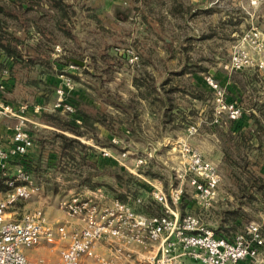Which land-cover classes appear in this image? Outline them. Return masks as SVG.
Wrapping results in <instances>:
<instances>
[{
    "label": "rangeland",
    "instance_id": "obj_1",
    "mask_svg": "<svg viewBox=\"0 0 264 264\" xmlns=\"http://www.w3.org/2000/svg\"><path fill=\"white\" fill-rule=\"evenodd\" d=\"M0 1L2 3H8V0ZM166 1L167 2L165 4L164 0H132L131 7L130 4H128L113 11V7L111 6L113 0H65V3L69 7L68 10L71 14V21L68 22L67 27L71 32V37H67L64 32L57 30L55 31V34L51 35L52 43H56L58 46H60V52H63L65 50L64 46L68 45L69 48H72V53H79V57H87L92 62L93 59H100L102 60L101 62L105 61V59L101 57L102 54H106V59L110 60V58L113 59V57L119 56L121 52L132 48L136 51L134 52L138 56V59L135 62H140L141 57H145L146 60H149L150 56L160 55L159 53H153L151 46H154L159 40L163 41V36H168V34L175 36V33L173 32H175V30L178 31V26H181L182 24V18L174 17L170 13L169 6L171 0ZM188 1L190 2V5H193L194 7H196V5H201L202 3L200 0ZM257 1V4H253L252 0H217L214 4H216L215 6H217L219 10H222L220 13H228V10L234 13L241 12L238 9L239 7L243 10L242 12L244 15L242 14L243 17H241L239 21L240 25L243 24L242 30L240 29L241 31L235 35L236 37L234 40H211L208 42H203L201 50H192V53L195 55L202 54L209 56H212L214 53L220 55H223L224 53V57L226 58L222 61L223 63L220 66L224 73H228L237 77L238 79H242L244 75H247L245 72L252 71L253 73L258 74V77H261L262 79L264 76V67H259L257 63L261 60H264V51L259 52L254 48H249L251 56L254 60L253 64L245 67L242 70H234L231 68L232 54L235 48L240 44L242 36L247 31L255 28L260 32V37L264 42V0ZM244 2V7H241V4ZM44 3L45 5H42L41 7L39 5L35 6V8H39L42 11H38L39 9L28 10L26 12L30 13L26 16L36 18L37 15L34 12H57L55 9L51 8L50 3ZM102 3L107 4L108 11L106 10V12L99 13L100 15H92V17H90L92 12H98V7L96 6H101ZM93 6L95 7L94 9ZM111 7L112 10H110ZM151 7L154 8L153 11L151 10ZM12 9L16 12L15 7H12ZM156 10H158V12ZM160 10H162V12ZM224 19L226 20L227 17ZM97 20L100 21L97 22ZM9 21L11 25L20 26L22 24L19 19H10ZM103 24L106 27H104V29L101 28V25ZM219 32L222 33L224 31L219 30ZM159 34H161V36ZM155 46H157V44ZM113 52L116 54L111 55L113 57H109L110 54H114ZM99 65L101 67V64ZM214 66L218 65L215 64ZM95 69L100 71V69H98L96 66ZM205 69V76L207 77L211 75L208 71V67ZM66 70L67 69H65V71ZM68 71V73H71L70 70ZM26 72L27 70L25 67L23 68L20 65H16L14 67L16 83L13 93L11 96L9 95V98L11 102H14L12 103L14 105H16L15 103H18L19 101L28 100L29 103L34 102V95L36 93L42 92L46 94V92H52V86L50 89L47 87V89L50 91L49 92L48 90H45L46 87H44V84H41L40 87H37V85L33 83L30 84L29 78H35L37 75L32 74L30 76H25ZM102 74H105V72H102ZM105 76L108 75L105 74ZM111 77L113 76L111 75ZM116 77L113 80L107 81L96 78L89 79L87 76L85 77L86 80L83 81L80 79V76L74 77L73 79L75 88L72 90V92L74 90L79 91L80 88L85 86L100 89V91L103 93H107L110 90H113L112 92H116L115 90L120 88L122 92L128 94L130 90V81L127 80L125 76L118 78ZM61 83L62 80L59 75V86ZM222 87L227 91L224 86ZM71 93L68 96H70ZM19 94L24 95L27 100H23V98L19 97ZM53 94L54 98H56L57 93L54 92ZM211 103L213 104V111H215L216 106L214 94ZM121 104L124 108L123 110H125L124 105L126 104V99H121ZM141 104H135L136 108L138 106L139 108L141 107L140 112L143 110V105L141 106ZM86 107L90 109V106L86 105ZM141 114L142 116L140 119H137L143 123L145 117L143 116V112ZM208 118L207 122L209 124L206 125L207 127L201 128L198 131L200 132L199 135L194 134L195 137L193 140H191V138L194 135H190L189 139L186 135H184L179 138L177 137L175 141L185 139L206 159L212 161L218 166L222 179L219 186V196L217 202H215L212 206H206L204 203H202L203 200H200L199 197L196 196L195 189L190 183L189 176L185 173V165L183 163L181 151H179L178 147L174 148V144H163V139L160 141L158 140V142H151L150 144L148 143L144 145L139 144L138 147L136 146L137 150H140L138 151L140 154L144 153L146 150H149L153 153V157L148 161L147 165L144 167V170H151L152 172H155L156 176L151 174L149 175L156 178L158 183L157 186L161 187L166 193H169L172 186L175 187L181 184L184 188L186 200L184 206H182L183 204L180 205L181 211L184 212V214H194L199 216L204 224L213 228L214 230L216 228L215 225H217L215 219L219 215L222 216L220 213L222 210L228 208L235 211L239 210V212H243L244 214L246 213L248 218L251 217L244 224H248L251 221H256L264 226V209H257L252 205L247 204L245 201L243 203L242 201L245 199L238 197V194L240 193L239 190L242 185L241 183L245 184V182L249 181V175L247 171L255 174H264V146L261 148L260 145L263 142L260 138L256 136L254 137L255 134L252 135L253 130H251V132L247 134L253 136L254 139H252V142H250L249 145L240 146L235 144V140H230L228 137L230 133L228 129L230 122L226 115L219 118V120L215 122L216 117L214 113L211 112L212 120L211 118ZM14 124L15 123L12 124V127ZM145 126H147V123ZM116 150L118 151L116 153V157H118L123 152V147L118 146ZM225 152L227 153L226 156ZM244 164H246V169L244 168ZM10 166L11 168H9L5 175H3V177L6 179V185L4 182L3 187L1 188L3 193H7L10 189L7 185V181L12 179L15 180L19 173V169L24 170L23 166L19 164L18 160L10 162ZM57 180L61 182V187L57 194L37 191L30 199L20 200L15 205L11 206V216L14 218L20 217L24 212L42 209L55 228L64 225L66 226L67 230H69L68 232H72V230L75 228L80 227L82 223L81 219L78 217H72L62 207L61 204L64 200L70 199L73 196H83L86 198V193L82 189L70 187L71 183L67 180V178L64 179L63 176L59 175ZM32 181L34 185H37L35 183V179H32ZM17 183H21V181L17 180ZM182 203L184 202L182 201ZM68 244L69 239H60L58 237L55 243H50L46 240H43L41 244L31 249L26 248L25 252L28 254V256L45 257L50 259V263H56L61 257V252L68 246ZM133 246L143 248L144 250L142 253L145 252V249L147 251L149 250V248H144L141 245ZM119 247L120 245L116 244L114 238H102L97 243L95 249L97 257L85 256L82 258V264H102L98 257L108 258L113 264H122L119 261V258L123 255L126 256L128 252L132 254L131 261L137 262L140 260L139 257L137 258L135 256L136 252L133 250L134 247L124 246L121 252L118 251ZM55 255H58L59 258L58 260L56 259L53 261ZM185 258L188 259L187 257ZM45 261L48 262L47 260Z\"/></svg>",
    "mask_w": 264,
    "mask_h": 264
},
{
    "label": "built area",
    "instance_id": "obj_2",
    "mask_svg": "<svg viewBox=\"0 0 264 264\" xmlns=\"http://www.w3.org/2000/svg\"><path fill=\"white\" fill-rule=\"evenodd\" d=\"M257 4V0H252ZM249 48L262 52L264 42L260 32L255 28L247 31L235 48L231 58V68L242 70L253 64ZM58 52L60 46L56 47ZM131 54V62L138 59L133 49L126 50ZM264 67V60L257 63ZM73 66V65H72ZM75 65L73 66V68ZM66 70L60 74L62 83L57 88L55 110L75 115L76 109L68 101V95L74 87V79ZM9 77V68L3 72L2 78ZM207 82L214 90L215 122L224 115L232 120L242 117L243 110L236 102L227 99L226 90L212 76L206 77ZM3 87V86H2ZM39 112L40 105L21 104L16 106L5 99H0V117L16 118L12 127V143L9 147H0V177L10 168L12 158L26 154L34 146L35 139L28 129L30 110ZM76 121L80 123L79 119ZM198 132L196 125L188 129L189 135ZM83 139V138H82ZM84 140V139H83ZM115 145L123 147V152L117 157L119 162L128 167L127 160L131 150L123 140L113 139ZM174 148L182 153L185 173L195 189L196 196L203 200L206 206H212L218 200L221 173L216 164L206 159L185 139L174 143ZM98 148L105 156L114 157L116 154L108 148ZM153 157L147 150L136 157L132 171L140 174ZM17 178L8 180L9 191L3 193L0 189V264H82L83 257H97L95 249L102 238H114L120 245L121 252L124 246L141 245L149 248L153 242H158V249L154 256L144 255L137 262L131 261L129 252L125 264H179L187 257L200 264H264V232L263 226L256 221L250 222L246 228L237 233L232 241L219 236L216 231L204 224L201 218L194 214H183L180 205L183 200L184 188L177 185L166 193L161 187H154L150 195L163 204L165 213L149 215L138 212L129 203L119 199H108L102 189L94 190L92 194L73 196L62 202V207L72 216L81 219V226L68 232L66 226L55 228L42 209L24 212L20 217H12L10 208L20 200H28L40 190L34 185L31 175L19 169ZM20 180L21 183H17ZM141 196L137 202H142ZM69 239L68 246L61 252L56 263H46L43 260L32 259L25 252L43 240L55 243L57 238ZM102 264H113L105 257H98Z\"/></svg>",
    "mask_w": 264,
    "mask_h": 264
},
{
    "label": "crops",
    "instance_id": "obj_3",
    "mask_svg": "<svg viewBox=\"0 0 264 264\" xmlns=\"http://www.w3.org/2000/svg\"><path fill=\"white\" fill-rule=\"evenodd\" d=\"M200 1L202 2L201 5H196V7H194L193 5H190L188 0H171L169 6L170 13L174 17L182 18V24L181 26H178V31L175 30V32H173L175 33V36L171 34H168V36H163V41L159 40L156 43L157 46H155L156 44L151 46L153 53H159V56H150L149 60H146L145 57H141L140 62H131V54L126 51L121 52L119 56L116 57L111 56L116 54L113 52L114 54H110L109 56L113 57V59L110 58V60L106 59V54H102L103 56L101 55V57L105 59L103 62H101L102 60L100 59H93L92 62L87 57L81 58L79 57V53H72V48H69L68 45L64 46L65 50L63 52H58L56 50L58 44L46 40L45 36L33 22H30L27 26L19 27L16 32L17 36L22 41L20 43V48L25 54L24 56L27 58H32L36 61L35 67L31 69V72L29 71L31 74H36V78L42 80H59V74L57 75V73L46 72L42 67L45 64L46 59H48L53 69L58 70L62 67H66L67 70H70L71 73H73L72 75L80 76V79L83 81L86 80V76L89 79L96 78L103 81L113 80L116 77V74V78L125 76V78L130 81V90L128 94L122 92L120 88L115 90L116 92H112L113 90H110L107 93H103L100 91V89L85 87L83 84V87L74 93L76 94V97L82 99V104L80 105L81 110L86 112H96L102 108L105 112L113 116V128L115 130L119 129L122 131L120 133H115V131H112V128L108 125L97 122V125L101 130L99 136L103 139L105 138L110 140L112 143L113 139H120L123 140L126 145H129V148L131 146L130 157L127 160L128 167H124L129 171L130 174L135 176L140 182L144 184V187L139 189L137 195V197L142 195L141 197L143 200H145L147 196L150 195L151 190L155 186L158 187V183L156 178L151 177L146 173L144 167L140 169V174H135L132 171V166L135 165L136 157L141 155L138 153L140 150H137L136 146L138 147L139 144L144 145L148 143L150 144L151 142H158V140L160 141L161 139H163V144L168 145L171 143L173 145L176 142L175 140L177 137L179 138L186 135L188 139L190 138L188 129L191 125H196L198 127V131L201 128L207 127L206 125L209 124L207 122V112L211 111L214 113L212 107L213 104L210 102L211 100L203 102L200 98H198L197 95L200 88L209 86L205 76V68L208 67L209 73L227 89L226 92H228V97L237 101L241 100V96L244 95L248 98V100L242 101L243 115L241 118H239V122L241 124H243L246 128H256L257 125L251 118V114L254 113L264 126V76L261 79V77H258V74L248 71L245 72L247 75H244L242 79H238L237 77L228 73L226 74L221 70L220 66L223 63L222 61L226 58L224 57V53L223 55L214 53L212 56L202 54L195 55L192 53V50L198 49L200 51L203 42H208L211 40H234L236 37L235 35H237L242 30L243 24L240 25L239 21L240 18L243 17V10L240 7H237L241 12L234 13L228 10L230 13H220L222 10H219L217 6H215L216 4H214L217 0ZM166 2L167 1L164 0L165 4ZM128 4H130L131 7L132 0H113L111 6L113 7V11H115L117 8L124 7ZM244 4L245 2L241 4V7H244ZM175 5H178L176 11L174 10ZM96 7H98L97 9L99 13L106 12V10L108 11L106 3H102L101 6ZM112 7L110 10H112ZM94 8L95 7L93 6V9ZM151 10L153 11L154 8L151 7ZM156 11L158 12V10ZM160 11L162 12V10ZM34 13L37 15L36 18H38V23L40 26L47 25L49 30H53L54 32L56 31L55 17H51L50 21H44L46 17H50V14L54 12ZM44 13L46 15H44ZM41 16H43L42 19H40ZM225 17H227L228 20H225ZM101 26V28L104 29V24ZM219 30L224 32L220 33ZM159 35L161 36V34ZM62 54H72L74 59L82 61L84 65L75 63L73 61L74 59L72 60V64H64L63 58H60ZM120 55H122V57ZM98 63L101 64V67ZM215 64L218 66H214ZM72 65H75V67L73 68ZM95 66L100 69V71H97ZM102 72H105V74L108 76H105V74H102ZM111 75L113 77H111ZM145 75H147V79H149V89L150 87L154 88V91L149 93V98L144 95V87H139V85L135 83L139 77ZM168 89H171L172 91L169 90V92ZM167 96L173 99L172 104H174V108L170 105L171 103H162L159 101H166ZM19 97L25 96L19 94ZM34 97L35 101L32 102L31 105H40L41 110L39 112H34L31 109L28 112V116L30 117L28 129L33 134V136L38 137L37 135L41 134L44 130L62 131L59 126L52 123V121L47 120L44 114L47 113L45 111H48V113L55 111L54 103L56 100L54 96L46 99L42 92H40L36 93ZM121 99H126V106L124 105L125 110H123V106L121 107ZM250 101L253 102V105L250 104ZM136 103H142L141 106L143 105L142 112L143 116L145 117L143 123L138 121V119H140L142 116V112H140L141 107H135ZM86 105L90 106V109H88ZM169 111L177 112L180 115L179 119L174 120L172 123H166L164 120V115ZM61 114L69 117L68 114H64L62 111ZM78 119L81 123L82 120L80 118ZM15 122L16 118H10L6 116L0 117V147L6 148L11 145L13 135L12 124ZM146 123L147 126H145ZM63 132L69 136H76L75 134L66 130ZM196 134L199 135L200 132H197ZM195 135L193 137L191 136V140H193ZM77 137L81 139L82 142L94 146L102 153L103 158L114 160L118 166L122 165L116 156H105L100 148H98L99 144L93 138H87L83 136ZM262 140L264 142V135L262 136ZM99 146L102 148H108L112 151V153L116 154L118 152L116 148L119 145L114 144V146ZM39 148V144L37 145L36 143V145L30 150L29 155L32 158H37V156H39ZM46 157L44 156L45 159ZM58 177L59 175H57V179ZM110 180L114 181L115 187L119 186V183H117L114 178ZM39 187V191L45 192V187L43 185ZM81 189L86 193V195L92 194L94 190L102 189L108 199H117L111 196L109 192L106 191L104 186L97 187L95 189L85 186ZM215 220L217 225H215L216 228H214L216 231L219 223L222 220V216H217ZM157 249L158 242L151 243L149 245V250L147 251L145 249L144 253H142L144 249L141 247L136 246L133 248V250L136 252L135 256L137 258L148 255V252L149 257L154 256L157 252ZM29 257L37 260H47L48 262H45L50 263L49 258L39 256ZM58 258V255H55L53 261L56 259L58 260ZM119 259L122 264H125L126 261L130 260L124 255ZM179 264L200 263L190 258H183Z\"/></svg>",
    "mask_w": 264,
    "mask_h": 264
},
{
    "label": "trees",
    "instance_id": "obj_4",
    "mask_svg": "<svg viewBox=\"0 0 264 264\" xmlns=\"http://www.w3.org/2000/svg\"><path fill=\"white\" fill-rule=\"evenodd\" d=\"M7 2L8 3H2L0 1V99H5L11 102L9 95L11 96V94L13 93L16 83L14 67L16 65H20L23 68L25 67L27 70L25 76H30L32 74L29 73V71L31 72V69H33L36 65V61L34 59L24 56L25 54L20 48V43L22 41L16 34L17 29L21 26H27L31 21L37 28H39V30L45 36L46 40L50 42H52L51 35L56 33L53 30H49L47 25H42L43 27L40 26L38 23V18H31L26 16L30 13L26 11L33 9L38 10L39 8H35L36 5H39L41 7L42 5H45L44 2L50 3L51 8L55 9V11L57 12L50 14V17H46L44 21H50L51 17H55L56 31L58 30L60 32H64L67 37H71V32L67 28L68 22L71 21V14L68 10V5L65 3V0H8ZM177 6L175 5V11L177 10ZM12 7L16 8V12L12 9ZM38 11L42 10L39 9ZM97 14H99V12H92L90 17H92V15L96 16ZM44 15L46 14L44 13ZM42 17L43 16H41L40 19H42ZM10 19H19L22 24L20 26L11 25L9 21ZM97 22L99 21L97 20ZM120 56L122 57V55ZM60 58H63L64 64L70 65L73 63L72 60L74 59V56L72 54H62ZM42 67L46 72L57 73V75H60L66 69V67H62L58 70L53 69L48 59H46L45 64ZM6 68H9V77L3 79V72ZM69 74L73 78L77 77L72 75L73 73ZM147 77V75L141 76L135 81V83L139 85V87L145 88L144 95L149 98V93H152L154 91V88L150 87L149 89V79H147ZM29 79V83H33L37 85V87H40L41 84H44V87H46L45 90H48L47 87H49V89L51 86L53 87L52 92L48 90L50 93H42L46 99L54 96V92L57 93V87L59 86L57 80H42L36 77H30ZM171 89H168V91H172ZM74 92L75 90L71 93L70 96H68V101L74 105L76 109L75 115L68 114L69 117L63 116L61 114V110H55L51 113H48V111H45L47 113L43 112L46 116V119L59 126L62 131L44 130L41 134L37 135L38 137H34L31 133L35 139L34 146L36 145V143L37 145L39 144V156H37V158H32L29 155V150L24 155L12 158L10 162L18 160L19 164L23 166L24 170L30 173L32 179H35V183L38 186L43 185L45 187V192L51 194L58 193L61 187V182L57 180V175H60L63 176L64 179L67 178V180L71 183L70 187L81 189L82 187L89 186L95 189L97 187L104 186L106 188V191L109 192L111 196L123 202L129 203L138 212L146 213L149 215L164 214L165 209L163 204L158 202L150 195L147 196L145 200H142L141 203L137 202L139 189L141 187H144V184L140 182L135 176L130 174L124 166H118V164L112 159L103 158L102 153L98 151L94 146L82 142L81 139L77 137L83 136L87 138H93L101 146H114V144L110 140L105 138L103 139L99 136L101 130L98 127L97 122L108 125L112 128V131H115V133H120L122 130H115L113 128V116L105 112L102 108L101 110H98L96 112H86L81 110L80 105L82 104V99L76 97V94ZM197 95L198 98H200L203 102H207L209 100H212L213 89L210 85L207 87H202L198 91ZM21 98H23V100H27V98L25 97ZM227 99L229 101L236 102V104L239 105L242 110V101L248 100L245 95L241 96V100L239 101L228 97V95ZM172 100V98L167 96L166 101H159H161L162 103H171L170 105L174 108ZM22 102L31 104V102L29 103L28 100L19 101L15 104L16 106H19L21 104H24ZM12 103L14 102L12 101ZM250 104L253 105V102L250 101ZM207 114L208 117L211 118V111L207 112ZM179 116L180 115L177 112L169 111L165 113L164 120L166 123H172L174 122V120L179 119ZM77 117L82 120L81 123H78L76 121ZM251 118L257 125L256 128H246L239 122L240 119H229L230 123L228 129L230 133L228 137L230 140L234 139L235 144H238L240 146L249 145L255 136L260 138L263 142L262 134L264 135V126L261 124V121L256 116V114L252 113ZM65 130L75 134L76 136L67 135L63 132ZM251 130H253L252 135L255 134L254 137L247 134L251 132ZM260 145L261 148H263L264 142ZM226 155L227 153L225 152V156ZM44 156L46 157V159L44 158ZM244 168L246 169V164H244ZM247 172L249 175V181L245 182V184L241 183L242 185L240 187V193L238 194V197H242L245 199L242 201L243 203L245 201L247 204L252 205L257 209H264V174H255L249 171ZM146 173L156 176L155 172H152L151 170L146 171ZM113 178L117 183H119V186H114V181L110 180ZM5 180L6 179L3 176L0 177V189L3 187L4 182L6 185ZM182 201L184 203L181 204H183L182 206H184L186 201L185 195H183ZM182 213L184 214V212ZM220 213L222 215V220L219 223L218 228L216 229V233L219 236L228 239L229 241H232L235 235L243 231L250 223H246L247 225L244 224L251 217L248 218V216H246V213L244 214L243 212H239V210L235 211L228 208L222 210V212Z\"/></svg>",
    "mask_w": 264,
    "mask_h": 264
},
{
    "label": "water",
    "instance_id": "obj_5",
    "mask_svg": "<svg viewBox=\"0 0 264 264\" xmlns=\"http://www.w3.org/2000/svg\"><path fill=\"white\" fill-rule=\"evenodd\" d=\"M73 61H74L75 63H77V64L84 65V63H83L82 61H80V60L74 59Z\"/></svg>",
    "mask_w": 264,
    "mask_h": 264
}]
</instances>
